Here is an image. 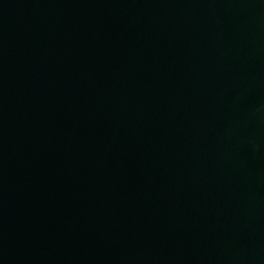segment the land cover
Segmentation results:
<instances>
[{"label":"water","instance_id":"obj_1","mask_svg":"<svg viewBox=\"0 0 264 264\" xmlns=\"http://www.w3.org/2000/svg\"><path fill=\"white\" fill-rule=\"evenodd\" d=\"M0 264H264V0H0Z\"/></svg>","mask_w":264,"mask_h":264}]
</instances>
